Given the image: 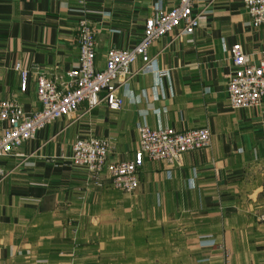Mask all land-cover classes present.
I'll return each instance as SVG.
<instances>
[{
  "label": "crops",
  "instance_id": "0c3cea01",
  "mask_svg": "<svg viewBox=\"0 0 264 264\" xmlns=\"http://www.w3.org/2000/svg\"><path fill=\"white\" fill-rule=\"evenodd\" d=\"M156 0H0V101L40 108L34 71L63 74L79 61L78 23L96 29V65L110 49L135 47ZM178 0H164L166 10ZM192 35L157 40L149 55L165 73L135 72L120 110L101 104L39 130L1 165V264H264V104L233 108L234 65L225 46L254 59L264 25L253 27L243 0H195ZM31 70L21 89L16 65ZM187 131L207 127L209 147L179 165L145 159L130 194L89 179L70 156L78 137L111 141L110 160L134 157L139 124Z\"/></svg>",
  "mask_w": 264,
  "mask_h": 264
},
{
  "label": "built area",
  "instance_id": "2783aa9c",
  "mask_svg": "<svg viewBox=\"0 0 264 264\" xmlns=\"http://www.w3.org/2000/svg\"><path fill=\"white\" fill-rule=\"evenodd\" d=\"M253 27L264 25V0H243ZM195 0H178L169 10L164 0H156L152 14L146 19L144 35L133 48L109 50L105 66L96 65V29L86 16L78 23L79 61L76 67L63 74L51 75L35 69L36 94L40 108L26 111L15 99L0 101V182L9 172L1 159L14 153L25 141L33 139L39 130L63 117L77 113L83 103L87 111L105 104L111 110H120L134 75L132 65L138 58L144 61L138 70L143 73L164 74L155 59L149 55L150 47L161 37L179 30L182 35H192L199 27L201 13L194 12ZM232 59L227 92L233 108L257 107L264 104V50L258 59L247 53L242 44L225 46ZM21 89L26 90L31 70L18 63ZM139 143L134 157L126 161L110 160L111 141L97 136L78 137L73 143L71 161L87 167L89 179L96 185L106 180L120 190L133 194L140 186L139 171L145 159L162 160L179 165L185 153L209 147L211 131L207 127L179 131L173 127L152 128L143 122L138 126ZM264 225V210L259 215ZM1 264V260H0Z\"/></svg>",
  "mask_w": 264,
  "mask_h": 264
}]
</instances>
